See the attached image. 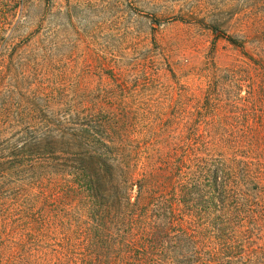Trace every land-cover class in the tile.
<instances>
[{"label":"trees","instance_id":"1","mask_svg":"<svg viewBox=\"0 0 264 264\" xmlns=\"http://www.w3.org/2000/svg\"><path fill=\"white\" fill-rule=\"evenodd\" d=\"M244 1L190 23L213 37L198 65L143 57L144 87L164 67L175 80L157 106L123 102L115 72L114 89L76 94L58 71L13 103L0 50V264H264V100L227 96H264V0ZM21 8L0 0V37ZM188 67L200 93L179 83Z\"/></svg>","mask_w":264,"mask_h":264},{"label":"rangeland","instance_id":"2","mask_svg":"<svg viewBox=\"0 0 264 264\" xmlns=\"http://www.w3.org/2000/svg\"><path fill=\"white\" fill-rule=\"evenodd\" d=\"M19 1L22 8L7 21L5 34L0 37L3 92L13 103L32 105L33 91L37 88L45 95L47 81L58 71L64 74V87L76 94L95 90L99 85L101 89H114L110 73L115 72L120 82L127 84L123 102L157 106L163 101L161 82L172 87L175 80L164 67L155 73L159 81L144 87L140 81L143 57L149 54L155 62L168 58L169 69L174 72L183 59L198 65L213 37L190 23H209L214 10L226 9L230 1L232 7L238 8L244 0ZM216 59L220 64L231 61V54L221 40L216 42ZM189 67L179 83L200 93L204 81L188 72ZM97 73L104 75L102 81ZM259 95L257 90L243 87L229 91L227 96L241 98L238 108L245 109L264 100ZM227 111L232 110L227 108L225 118L230 116ZM254 134L264 144V129L258 125ZM58 219L56 223L64 221ZM60 231L57 229L55 233ZM13 237V241L22 238L20 234ZM3 241L0 238V246ZM21 242L25 244V237Z\"/></svg>","mask_w":264,"mask_h":264}]
</instances>
